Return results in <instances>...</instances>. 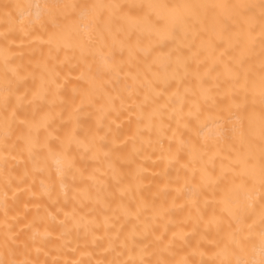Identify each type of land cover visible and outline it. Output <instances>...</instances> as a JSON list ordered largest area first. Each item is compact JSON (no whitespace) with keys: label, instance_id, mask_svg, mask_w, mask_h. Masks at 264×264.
I'll return each instance as SVG.
<instances>
[{"label":"bare ground","instance_id":"bare-ground-1","mask_svg":"<svg viewBox=\"0 0 264 264\" xmlns=\"http://www.w3.org/2000/svg\"><path fill=\"white\" fill-rule=\"evenodd\" d=\"M0 264H264V0H0Z\"/></svg>","mask_w":264,"mask_h":264}]
</instances>
